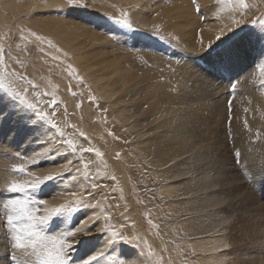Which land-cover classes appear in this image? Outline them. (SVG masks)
I'll return each instance as SVG.
<instances>
[{"label":"rangeland","instance_id":"1","mask_svg":"<svg viewBox=\"0 0 264 264\" xmlns=\"http://www.w3.org/2000/svg\"><path fill=\"white\" fill-rule=\"evenodd\" d=\"M173 1L143 0L131 4L129 0H36L31 7L38 15L74 25L85 34L106 36L112 45L100 47L111 53L110 59L133 67L134 73L147 77L149 82L157 80L166 85L168 95L187 99L174 110L181 117L196 111L198 117H190V123L196 121L195 124L209 126L214 106L206 101L207 92L196 90L194 95L177 96L181 87L173 83L176 77H172L170 86L166 84V72L173 75L178 61H191L192 67L201 68L210 80H215L214 86L222 84L218 108H224L221 119H225V124L219 131L211 130L208 137L212 143L203 151L205 155L182 168L187 174L200 161L209 159L213 163L215 184L202 180L198 186L197 180L193 181L197 189L212 185L207 196L196 198L206 214L205 218L202 214L204 219L200 223L205 227L200 229L206 228L211 239L186 237L180 220L172 216L162 194V186L173 175L146 167L142 162L133 163L134 155L127 145V148L121 145L112 129L114 125L101 119L103 115L87 85L56 69L55 64L61 60L54 59L28 35L19 21L21 18L10 15L11 9L6 11L0 7V231L6 239L7 264L36 263L30 246L12 249L15 233L7 220L9 215L15 217L22 213L14 211L13 215L10 201L27 203V213L44 214L46 209L39 201L53 200L47 205L56 207L71 200L73 192L82 200L81 206L56 213L42 226L46 236L59 239L63 233L73 232L87 217H94L83 229L82 237L76 233L77 236L66 240L71 244L66 250L69 264L86 261L89 264H129L130 261L132 264H200L209 256L218 264H264V178L256 180L253 176L257 172L264 174V0H244L247 8L243 9L238 0H222L226 14L213 13L221 0H190L191 5L186 0H177L176 4ZM182 6L187 8V14L181 13L183 19L176 12ZM133 11H140L142 20L133 16ZM156 20L160 23L156 24ZM236 21L239 23L235 24ZM204 23L206 28L217 29L213 44L200 45L207 41L198 28ZM129 24L131 27L126 26ZM190 47H194L191 54L184 52ZM58 82L64 86L62 90L58 89ZM233 83L235 91L231 89ZM10 93H17L20 99ZM252 93L258 97L254 98ZM246 107L251 109V115L263 119L256 130V141L250 133L251 125L241 132L236 128L239 113H248ZM78 125L84 128L83 132L78 130ZM198 131H201L199 127ZM87 134L97 139L105 149L104 154L114 158L118 167L108 166L102 153L97 155L98 150ZM246 134H250V145L240 141ZM68 141L72 142L71 146ZM57 145L63 148L58 154L54 149ZM243 146L246 148L241 150ZM236 150L242 154L238 160L233 158ZM21 166L24 172L17 171ZM62 168L65 172L29 192L7 190L11 182L25 183L33 179L28 173L42 177ZM247 176H252L253 183L244 185ZM180 189L181 186L176 192ZM27 224L22 219L17 230L26 228ZM93 231L94 236L90 235ZM207 244L217 247L205 252ZM8 256H14V261ZM15 256L29 262H18Z\"/></svg>","mask_w":264,"mask_h":264},{"label":"bare ground","instance_id":"2","mask_svg":"<svg viewBox=\"0 0 264 264\" xmlns=\"http://www.w3.org/2000/svg\"><path fill=\"white\" fill-rule=\"evenodd\" d=\"M129 1L132 2L131 4H134L135 2L139 3L143 0ZM186 1L189 5H191L190 0ZM35 2L36 0H0V7L5 9L6 11L11 9L13 12L10 13V15H15L18 18H21L19 19V21H22V24L26 27L28 35L37 44H40V46L47 50L50 55L54 57V59L61 60V63L55 64L56 69H59L61 72L64 73L66 71L69 76L71 75V79L84 85H87V89L89 90L88 92L90 96H92L96 100V106L103 115H100L102 117L101 119L105 120L108 125L109 123H112L114 125L112 126V129L116 132V135L119 138L118 140L123 143L121 145H127L129 147L128 150L131 151V153L134 155L133 163L142 162V164L146 167L149 166L157 171L169 172L168 176L173 175L172 177L167 179V182L162 186V194L164 195L165 204L169 205V210H171L173 214L172 216H174L176 220H180L182 230L186 233V237L189 238V240L211 239L209 238V231L205 230L206 228L200 229L201 226L205 227L203 226V224L200 226V223H203L202 219L205 218L204 215L206 214H203L201 209L202 207L200 208V203L196 202V198L197 196L201 195H203L201 197H204L205 195L207 196L208 193L206 192L210 190L213 184H215V176L213 175L216 172L214 173L215 170L211 168L213 163L211 160L209 161V159L200 161L196 163L192 170L187 174H184L185 171L182 168L188 167L190 166V164L200 159L203 153L205 155L206 152L203 151L205 149L207 151L212 143L210 138L208 137L211 136V130L219 131V128L223 127L225 124V119L224 121L221 119V115L223 116L224 113V108L223 106L221 107L222 109L218 108L221 104L219 102L222 99V84L217 83L218 85L214 86L215 80H210L208 78V75L205 74L204 70H202L201 68L192 67L190 63L191 61H178L177 68L174 70L173 75H169L168 71L166 72L168 76L165 83L170 86L171 79H173L172 77H176V80H174L173 83L179 84L181 87L177 96H179L180 94L194 95V91L196 90L203 94H206L207 92L206 101L210 105L214 106V111L212 112L213 121L211 124H209V126L200 123L195 124L196 121H194V123L192 122V124L190 123L189 118L198 117L195 115L197 114L196 111L189 112L188 115L181 117L178 116L179 112L174 110L175 108L180 107L182 103H184V101L187 99H176L175 94L172 93L168 95L166 85L160 84V82L157 80L149 82L147 77H141L137 72L134 73L133 67H125V65L122 64L120 61L110 59L109 55L111 53L106 51L104 48L100 47L101 45H112V42L110 40H106V36H95L85 34L84 30L77 28L74 25H69L67 23H57L56 20L49 18L48 15L40 16L31 7V5ZM176 2L177 0H174L173 4H176ZM217 3L218 8H216L213 13L226 14L227 10L224 2L221 0ZM25 8L27 9L25 10ZM22 11H25L23 12V15ZM183 11L185 13L187 12V8L185 6L176 8V12L180 13L179 18L181 19H183L184 17V15L181 14ZM132 15L141 19L142 14L140 11H133ZM42 16L45 18H43ZM155 23L158 24L160 23V21L156 20ZM205 25L206 23L198 27L201 31V34L203 33V36L205 37V39H207V41L205 42L202 41L200 45H205L206 43L213 44L216 40L217 29L211 26L206 28ZM200 45H197V47H200ZM240 47H242V45ZM192 48L190 47V50L186 49L184 52L191 54L193 52V50H191ZM178 55L179 54H177V56ZM144 57H148V55ZM146 72L151 73L150 70H147ZM162 75L163 74L161 73L158 75V77L162 78ZM58 87V89L60 90L64 88V86L59 82ZM66 94L68 97V93ZM252 94L254 98L258 97V95H256L255 93ZM13 101L11 102L14 103ZM198 103L199 102H197V104ZM14 105H16V103H14ZM246 109L248 113H239L238 121L235 122L236 128L238 132H241L248 124L251 125L252 128L250 129V133L253 136L254 141H256V130L261 125V123H263V119L251 115L252 111L250 108L246 107ZM73 119L75 118L73 117L71 121ZM74 121L75 120H73V122ZM198 127L201 131H198ZM78 128V130L83 132L82 129L84 130V128L82 126H79ZM203 129L206 131H202ZM87 135V138H89V140L94 143V148L98 150V153L103 154L101 155L104 156V158H102L103 161L108 166H110L111 164L112 168L118 167V165H116V161L113 160L114 158H111L110 155L104 154L105 149L103 146L97 143V139L91 134ZM41 139L43 141V138ZM244 139H246V141H244ZM240 141L244 142L246 145H250V134L242 136L240 138ZM54 145L55 144H53V146ZM47 146L46 148H49V145ZM60 148L63 151V148L61 146L57 145L56 148H54L57 150V154ZM245 148L246 146H243L241 150H244ZM61 150H59V152ZM204 155H202V157ZM119 172L121 173L122 169H120ZM253 176L256 180L264 178V174L262 175V173L258 172L256 175ZM251 177L252 176L243 180L244 185L253 183ZM73 179L76 180V176L75 178L73 177ZM118 179L120 180L119 175H117V180ZM194 180H197L198 186L202 185V180H209L212 182V185L202 186L197 189L193 184ZM179 186H181V189L178 193L176 192V189ZM52 201L53 200L50 199L46 200L47 203H51ZM178 205H180L181 207L178 208ZM3 209L5 210V208ZM3 212L2 214L5 215L6 213ZM12 213L14 215V211ZM202 214L204 218L202 217ZM93 219V216L87 217L84 221L79 223V225L74 229L73 233H76L79 229V233L81 234H79L78 236L80 238V236L84 233L83 229L87 228V224H89ZM196 222H198V225L196 224ZM18 225H20V223L16 226ZM18 228L20 227L18 226ZM94 233L95 231L91 232L90 235H93ZM215 233H213V235ZM213 235L211 236L213 237ZM4 239L0 231V264H7L5 260L7 258H5L4 256L6 247L4 244ZM12 241L13 240H11V242ZM214 247L216 248L217 246L207 244L204 248V251L210 252L211 249ZM9 250L11 252V248ZM22 252L23 251H21V253ZM30 254L33 255V253ZM18 259V262H20L23 261L25 258L22 260H20V258H17V260ZM28 259L32 260L33 258ZM24 261L25 263L29 262L27 260ZM129 264H132V262L130 261ZM200 264H218V262L209 256L204 258L200 262Z\"/></svg>","mask_w":264,"mask_h":264},{"label":"snow or ice","instance_id":"3","mask_svg":"<svg viewBox=\"0 0 264 264\" xmlns=\"http://www.w3.org/2000/svg\"><path fill=\"white\" fill-rule=\"evenodd\" d=\"M238 2L242 9L247 8V5L244 3V0H238ZM234 23L237 24L239 22L236 21ZM126 26L131 27L130 24ZM231 89L232 91H235V83L231 85ZM10 94L20 99L17 93ZM21 102L26 103V101ZM28 106L32 107L31 104H29ZM68 144L69 146H71L72 142L68 141ZM88 151L92 150L88 149ZM97 155H99V153H97ZM241 155V152L239 150H236L233 153V158L238 160ZM17 171L24 172L25 169L23 166H21L17 169ZM62 172H65V168H62L59 172H54L52 174L44 175L42 177L36 176L35 173H28V175H31L33 177V179L25 183L11 182L7 186V190L9 192H29L31 189L36 188L44 181L52 179L53 177L59 175ZM71 196V200L65 201V203L57 207L48 206L45 200L39 201V205L44 206L46 209L44 214H40L38 211H32L31 213H27L25 212V209H27L28 207L27 203L18 200H11L10 204L13 207V211L22 213V215H17L15 217L9 215L7 220V223L12 226L13 233H15L13 236L12 248L21 249L30 246L35 254L36 264H69V256L67 255L66 250L71 247V244L66 243V240L69 237L76 235V233H79L80 230L78 229L76 233H63L62 238L58 239L56 237L46 236L42 231V226L45 225L56 213L61 212L62 210H74L81 206L82 200L77 197L76 193L73 192ZM30 203L35 204L36 201H31ZM226 203L227 202H225L224 205H226ZM222 206L220 207V209L222 208ZM22 219H26L28 221L27 227L17 230L16 225L19 224ZM103 230L104 229H101V231ZM113 235L115 236L117 235V233H113ZM12 258L13 257L11 256V259ZM92 259H95V257H93ZM85 264H89V262L86 261Z\"/></svg>","mask_w":264,"mask_h":264}]
</instances>
